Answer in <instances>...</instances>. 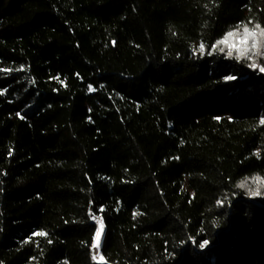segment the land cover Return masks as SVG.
Listing matches in <instances>:
<instances>
[{"label": "trees", "instance_id": "trees-1", "mask_svg": "<svg viewBox=\"0 0 264 264\" xmlns=\"http://www.w3.org/2000/svg\"><path fill=\"white\" fill-rule=\"evenodd\" d=\"M244 24L264 0H0V264H264V72L213 50Z\"/></svg>", "mask_w": 264, "mask_h": 264}, {"label": "snow or ice", "instance_id": "snow-or-ice-1", "mask_svg": "<svg viewBox=\"0 0 264 264\" xmlns=\"http://www.w3.org/2000/svg\"><path fill=\"white\" fill-rule=\"evenodd\" d=\"M220 45H224V47H220ZM262 47H264V28H261L259 24H256L254 28H249L247 24H244L238 25L234 31H229L222 40L217 42V45L213 47V50L219 48V50L223 52L225 51V48H227L225 54L228 58H232L235 54L237 60L251 59L252 63L249 64V67L253 69L259 68L261 72H264V67L258 65L255 59H253L257 56H264V52L261 51ZM199 51L201 53L204 52L203 44L200 45ZM228 79H234V77H228ZM261 123L264 124V120H262ZM257 155H259V153H257ZM254 180L261 186H264V181L259 177H255ZM238 187H246V183L242 182ZM252 194L259 195V188ZM36 235L45 236L46 233L38 232ZM100 236L101 229H98L93 243L94 248L99 247ZM203 246L204 245H201V247ZM94 259H96V257H94ZM100 259L103 260V257H100Z\"/></svg>", "mask_w": 264, "mask_h": 264}, {"label": "rangeland", "instance_id": "rangeland-1", "mask_svg": "<svg viewBox=\"0 0 264 264\" xmlns=\"http://www.w3.org/2000/svg\"><path fill=\"white\" fill-rule=\"evenodd\" d=\"M250 28H254V27H250ZM220 47H224V45H220ZM216 50H218L219 52H222V51L219 50V48H217ZM226 51H227V48H225V51H223V52L226 53ZM261 51L264 52V47L261 48ZM253 59H255V60H258V59L261 60L262 59L264 61V56H257V57H254ZM246 60H248V59H246ZM254 178L255 177L245 180L244 182L246 183V187H243V188L249 193H253L259 188V193L264 195V186H261L260 184H258L254 180ZM259 178L262 181H264V176L263 177H259ZM94 257H96V259H94ZM92 259H94L95 261L99 260V253L97 254V251L95 249H93V247H92Z\"/></svg>", "mask_w": 264, "mask_h": 264}, {"label": "built area", "instance_id": "built-area-1", "mask_svg": "<svg viewBox=\"0 0 264 264\" xmlns=\"http://www.w3.org/2000/svg\"><path fill=\"white\" fill-rule=\"evenodd\" d=\"M90 220L92 223H94L98 227V229H101V231L102 229L104 230L103 223L100 218L91 216Z\"/></svg>", "mask_w": 264, "mask_h": 264}, {"label": "bare ground", "instance_id": "bare-ground-1", "mask_svg": "<svg viewBox=\"0 0 264 264\" xmlns=\"http://www.w3.org/2000/svg\"><path fill=\"white\" fill-rule=\"evenodd\" d=\"M103 233H104V230L102 229V231H101V236H100V243H99V247H98V248H94V247H93V249H95V250L97 251V254L99 253V248H100V245H101V242H102Z\"/></svg>", "mask_w": 264, "mask_h": 264}, {"label": "water", "instance_id": "water-1", "mask_svg": "<svg viewBox=\"0 0 264 264\" xmlns=\"http://www.w3.org/2000/svg\"><path fill=\"white\" fill-rule=\"evenodd\" d=\"M103 239V238H102Z\"/></svg>", "mask_w": 264, "mask_h": 264}]
</instances>
